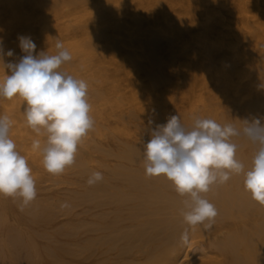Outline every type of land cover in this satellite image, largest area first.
<instances>
[{"label": "bare ground", "instance_id": "bare-ground-1", "mask_svg": "<svg viewBox=\"0 0 264 264\" xmlns=\"http://www.w3.org/2000/svg\"><path fill=\"white\" fill-rule=\"evenodd\" d=\"M80 1H85V0H80ZM104 1L105 0H103V2ZM184 1L185 0H177L176 4H179L180 7L185 9L184 11L186 12V14L191 13V19L193 22H192V24L190 23L191 21L189 22L190 26L197 24V22H198V24L201 23L202 22L201 16L208 14L212 9L219 8L220 11H223L222 14H219V16L220 15L221 16L219 17L218 20H216L214 22H210V23L206 22V24L202 27L203 28V34L201 33L202 40L197 41L195 39L198 43H200L199 48L201 49V52L196 51L195 49H197V48H194L192 53L191 52L187 53V54H189L188 59L190 61L189 67L191 68V71H190V73L181 75V81L185 85V87L187 88L188 93L189 94H190V92L195 93V89L197 88V86H200L202 88H209V79L212 75V72L213 71L217 72L216 69L219 67V69L222 68L220 70H222V72H223L222 76L218 78V82H219L218 89H219V92L221 93V95L226 96L231 91H233L237 98H243L245 96L246 97L251 96V89L256 87L257 90H259L262 93V96H264V67H257L256 66L257 62L264 64V0H239V2L236 3L237 5H234L237 0H204V1H202V3L200 5H197V6L195 5L196 7H193L194 5L191 4L190 1L187 0L188 3H187V1L186 2H184ZM69 2H70V0H69ZM103 2H101L102 3L101 5H103ZM122 2L125 3L126 0H123ZM57 3L59 4V2H57ZM77 3H79V2H77ZM91 3H94V2H91ZM110 3H111V0H110ZM119 3H121L120 0H119ZM143 3H145V2H143ZM157 3L159 4V2H157ZM172 3H173V1H170V2L166 1V3H163L161 5L159 11H158L159 14L157 16L162 17L163 21L166 23L167 27L170 29L167 31H172V32H175L176 34L178 32L177 35L181 36V38H183V36L184 37L185 36L190 37L191 36L190 27L185 25L186 23L183 24L181 22L180 18L178 17L179 15H177L178 11H177V13L175 12L176 10L174 11V6L176 4H172ZM56 4L53 6L54 12H56L55 11ZM158 4H157V6H158ZM170 4H172V7L170 6ZM44 5H46V7H47L46 3H44ZM50 5L49 6L51 8L52 3ZM109 5L110 4H108V6ZM38 6H40V4ZM111 6H114V5H111ZM120 6H122V5H120ZM58 7H60V6H58ZM88 7H90V5ZM115 7H117L116 2H115ZM128 7H129V5H128ZM142 7H143V5H142ZM50 8H49V10H50ZM65 8L68 9L67 7H65ZM123 8H124V6H123ZM123 8H122V10H123ZM182 8H180V9H182ZM41 9H42V7H41ZM90 9H92V11H94L93 7H91ZM90 9H88V10H90ZM88 10H85V11H87V13L90 12V15H91V11H88ZM123 11H122V13H119L118 9H115V8L114 9L110 8V10L108 12L107 11H99V10L96 11V14L94 15V17H95L94 21H95V24L97 26V31L93 32V34H90V31H88L89 27L85 24L73 25L75 22L77 23L78 19L80 20L81 14L78 13L79 16L77 15V18L78 17H80V18H78V19L76 18L77 19L76 20L75 15L73 13H71V11H70L71 14H68L65 12L68 16L69 15L72 16L74 18V20H76V21L73 20L72 22H74V23L72 25L67 24V23L64 24V21H62V23L64 25L61 26V31L63 33L65 32L64 35H67L68 39L72 37L75 40L73 39V42H68V43H66L67 41L63 42L64 48L69 51V53L72 56V59L68 62H65L61 66L60 70L69 74V75H72L75 78L83 80L82 75L84 73L81 72V71H83V69L81 67H82V65H84V61H86V60H84V58L89 59L90 60L89 63L92 61V64H90V65H92L93 67L96 66V65H93L94 64L93 60L95 62V60L97 58H99L100 62H103L104 61L103 59L105 58V55L107 54V53L104 54V52L101 48V47H104V44H103L104 41H101V44H103V46L100 47L94 41L95 40L94 37L98 38L99 40H100V38L101 39H106V38L110 39L111 36H109V30L114 31L116 29L123 28L125 31L127 24L126 25L124 24L125 19L123 20L122 14L123 15L125 14L128 17H130V15H127V10H126V13H124ZM184 11H182L181 13H183ZM225 11L233 14V16H235V18L239 22V24L237 26L238 31H236L234 33L232 32V33L226 34L227 31H225L224 26H225L226 22H228V21H227V16H226ZM46 12L47 13H43V14L47 17L46 23H49L48 11H46ZM59 12H61V10ZM59 12H56V13H58L57 16H59V14L61 15V13H63V12H61V13H59ZM13 13H15V12L13 11ZM39 13H35V14L38 15ZM51 13H52V11H51ZM87 13L85 15L88 16L89 13L88 14ZM94 13H95V11H94ZM49 14H50V12H49ZM52 14H54V13H52ZM135 14H137V13L135 12ZM135 14H134V16H136ZM54 15H56V14H54ZM62 15H64V13ZM67 15H65V16H67ZM139 15H141V14H139ZM183 15H185V14H183ZM21 16H22V14H21ZM31 16L29 19H31ZM41 16H39V17H41ZM45 16H43L42 21H44ZM65 16H63V17L65 18ZM39 17H37L38 19L36 17L35 18L37 20H39L40 19ZM50 17H52V16H50ZM159 17H158V20H159ZM57 18L60 19V17H57ZM90 18H92V17H90ZM27 19L28 18L26 17V19L25 20L23 19V21L27 22L28 21ZM133 19L134 18H132L131 21H133ZM183 19H185V17ZM54 20L52 19V22L50 20L49 26L52 25ZM56 20L59 21L58 19H56ZM62 20H64V19H62ZM82 20H84V19L82 18ZM92 20H93V18H92ZM207 20H209V19H206V21ZM5 21H6V19H5ZM42 21L40 19V22H39L40 26L43 25L41 27H45L44 26L45 22L43 24ZM126 21L129 23V20H126ZM136 21H137V25H138L139 22H138V20H136ZM91 23H90V25H91ZM33 24H34V22H33ZM149 24L150 23H148V25ZM236 24H237V22H236ZM161 25L159 26V24H158L159 28L162 27ZM135 26H136V24L133 27V23H132V27L134 30L135 29L140 30ZM150 26H151V24H150ZM47 28H48V25H47ZM163 28L164 29L161 28L162 31H160V33L152 36L150 39L148 38L147 39L148 41L145 39L146 43H144L147 50H148V52H147L148 58L151 60V62L153 64L152 71L148 72L147 75L150 77L151 83H152L151 85L153 86V89L155 91L156 109L146 111L141 106H140L141 108L134 107L135 105L133 107L132 106L129 107L127 110L125 108L124 109L122 108L121 114L119 115L120 116L119 118L123 122L128 121L129 123H133V122L137 121L140 117L139 111H141V112H143V114L145 115L146 118L154 121V124H153L154 126H152L154 128L156 124L166 123V118L171 116V110L167 107V103L170 101H173V98L172 97L168 98L167 96H170V95L164 94V95H166L167 99L165 97L166 100L162 101V96H163L162 93H165L164 90H166V89H164V88L168 87L169 85L172 86V84H171L172 81L170 78L165 77L164 75L161 74L160 64L163 61L161 60V62H160V58H159L160 55L158 56V54H157V51L160 50V47L163 46L161 40L163 38H166L167 33H170V32L166 33V31H164L165 29H167L166 27L163 26ZM43 29L46 30V27ZM48 29H50V28H48ZM1 30H2V28H1ZM40 30H41V28H40ZM47 30H46V32H47ZM57 30H59V28ZM35 31H36V29H35ZM79 31H84V32L87 31L88 35L89 34L92 35V37L89 35V37H91L90 40L92 38L94 40L88 41V40H86V39H88L87 37L85 39L86 35L81 34L82 38L84 37L83 39H85V41L81 42V43L79 41V43H77L79 40L78 39L77 42H75L76 41L75 36L79 34L78 33ZM113 31H112V33H113ZM132 31H131V33H132ZM21 32H22V30H21ZM43 32H44V30L42 31V34H43ZM46 32H44V33H46ZM48 32H50V31H48ZM139 32H142V31H139ZM27 33H28V31H27ZM119 33H121V32H119ZM126 33H127V31H126ZM137 33H138V31H137ZM134 34L136 35L135 32H134ZM150 34H152V33H150ZM176 34H175V36H177ZM194 34H195V32H194ZM196 34H198V32H196ZM199 34H200V32H199ZM216 34H220L222 37H227L226 39L225 38L223 39L224 40L223 43H221V42L220 43L222 44V48L224 47V48L228 49V51H233L235 60L233 59L234 62L232 64H227L225 62V61H227V59L225 61H223V59L221 60V51L219 49H217V47H216V49H214V47H213L214 42L211 43L210 39L212 40ZM16 35H18V34H16ZM52 35H55L54 32H53V34H49V36H52ZM129 35L131 36V34H129ZM141 35H142V33H141ZM24 36H27V35L24 34ZM33 36H34L33 38H35L36 34ZM45 36H47V34ZM118 36H120V35L118 34L117 37ZM52 37H54V36H52ZM115 37H113L115 39L114 51L121 53V51L127 50V49H125L126 45L124 44V46H123V44H121L119 41H117L116 40L117 38H115ZM128 37L129 36L127 35V39H128ZM148 37H150V36H148ZM222 37H221V39H222ZM3 38H4V36H3ZM36 38H37V36H36ZM43 38H45V37H43ZM123 38H124V36H123ZM136 38H134V36H133V39L135 41H136ZM218 38H220V37H218ZM50 39H54V38L50 37ZM133 39L131 38V41H133ZM15 40H17V39H15ZM39 40H38V42H39ZM64 40H66V39H64ZM138 40H139V38H137V41ZM183 40H184V38H183ZM48 41L44 40L42 42H45L44 44L46 46ZM55 41L57 42L56 39H55ZM68 41H70V40H68ZM135 41H133L134 44H136ZM213 41H214V39H213ZM215 41H217V39ZM42 42L41 41L39 42L40 45ZM56 42H54L53 44L55 45ZM109 42H107V43H109ZM39 43L37 46H40ZM139 43H140V45H142L141 42H139ZM180 43H181V41H180ZM215 43H218V42H215ZM44 44L42 43V45H41V49L43 51L45 49ZM48 44H50V43H48ZM218 44H216V45H218ZM137 45H139V44L137 43ZM174 45H175V41L173 40L167 46H169L171 49H175ZM184 45H186V44L184 43ZM17 46H19V45H17ZM43 46H44V49L42 48ZM47 47H49V46L47 45ZM138 47H140V46H138ZM164 47H165V45H164ZM18 48H16L15 50H17V51L19 50V52H20L21 49L20 48L18 49ZM49 48H48V50H49ZM110 48H112V47L110 46ZM38 49L40 50V47ZM131 49H132V46H131V48H129V50H131ZM138 49H140V48H138ZM9 50H10V48H9ZM142 50H143L142 51V53H143L145 49L143 48ZM56 51H57V49H56ZM139 51L141 52V50H139ZM6 52H7V49H6ZM127 52H129V51L127 50ZM131 52H129V55ZM48 53H49V51H48ZM111 53H113V51ZM118 53H116V54H118ZM132 53L130 56H132V61L136 62V64H134L132 62L131 66H133V64H134L135 68H138L139 70L143 69V67L148 66V65H144L146 63L143 64L144 66L142 64H140L138 59L135 60ZM139 53H137V54H139ZM165 53H166V51H165ZM224 53H225V51H224ZM50 54H56V52L54 51L53 53H50ZM137 54H136V56H137ZM172 54H174V53H172ZM16 55L14 56V58L16 57ZM106 56L108 57L109 55H106ZM231 56H233V55H231ZM231 56H230V58H232ZM245 56L250 57V58H249V61L246 63L247 64L246 67L244 66V68H246L245 70H247L248 72L254 71L256 73V78H257L256 83L251 82L249 84H245L242 80H240L241 78L244 77L243 75H245L244 74L245 71L243 70V68H241V70H243L244 72L242 71L243 75L240 76V71H239L240 68H238L237 65L240 64V63L238 64V61L244 59ZM95 57H96V59H94ZM111 57H113V56L111 55L110 58ZM144 57H147V56H144ZM173 57H176V56H173ZM10 58H12V57H10ZM121 58H123V56ZM140 58H142V57H140ZM170 58H171V56H170ZM113 59H114V57L112 58V61H110V62H113ZM118 59L119 58H115L116 61ZM143 59H145V58H143ZM164 59H165V57H164ZM166 59H167V57H166ZM82 60H84V61L82 62ZM121 60H124V59H121ZM247 60H248V58H247ZM247 60H245V61H247ZM77 61H79L78 66L75 65ZM108 61H109V59H108ZM165 61H167V60H165ZM119 62H121V61H119ZM129 62H131V61L129 60ZM183 62L185 64L186 61H183ZM2 63L3 62H1V64ZM122 63L124 64L123 61H122ZM165 63H167V62H165ZM169 63H171V62H169ZM104 64H106V63H104ZM110 64H113V63H110ZM181 64L184 65L183 63H181ZM219 64H221V65H219ZM99 65L100 64L98 63V66ZM257 65H259V64H257ZM104 66H100V67L96 68L97 69L96 71L98 73L95 76L96 77L95 80L97 81V82L95 81L96 83H98V81L100 83H104V82L106 83L107 76H108L106 73H108V72L104 69ZM88 67H89V65H87V69H90ZM93 67H92V69H93ZM105 67H107V65ZM108 67H110L109 64H108ZM127 67H128V65H127ZM149 67H151V65H149ZM149 67H146V68L149 69ZM2 68H4V67H2ZM80 68L82 70L78 71V70H80ZM112 68H113V65H112ZM185 68H187V67L185 66ZM114 69H115V66H114ZM123 69L124 68H122V70ZM163 69H165V68L163 67L162 70ZM2 70L0 72V80H2L4 78L3 72H5V70H3V72H2ZM127 70H130V69L128 68ZM90 71H91V69H90ZM94 71H95V69H94ZM112 71L114 72V70H112ZM112 71H110V72L112 73ZM117 71L119 72L120 70L116 69L115 72H117ZM132 71H133V67L131 69V72ZM165 71H167V70H165ZM177 71H179V70H177ZM78 72H80L81 74L83 73V74L81 75ZM88 72H89V70H88ZM136 72H137V69H136ZM141 72L139 73V75L143 73V72L142 73ZM89 73H88V76L91 75ZM94 73H96V72H94ZM182 73H183V71H182ZM218 73H220L219 70H218ZM132 74L134 76L133 72H132ZM173 74H174V72H173ZM83 76H85V75H83ZM138 76H137V78L134 77L137 79V80L136 79L134 80L135 83H136V81L139 82V80H140ZM111 77H112V75H111ZM142 77H144V76H142ZM113 79H114V77H113ZM116 80L118 82L119 79H116ZM124 83H126V81H124ZM130 84H132V83H128L127 86L128 85L130 86ZM136 84H138V83H136ZM136 84H134V85L136 86ZM100 85L101 84H99V86ZM143 85H144V83H143ZM109 86H111V88ZM129 86H128V89H129ZM146 86H147V84H146ZM121 87H124V86H121L120 84H114V85L111 84V85H108V89H106V90L108 91L110 88V90H112L111 92L113 93V95L117 96L119 99V97H122L124 94L123 93L124 90H123V88L121 89ZM101 88H102V86H101ZM102 89H100V88L96 89L95 88L93 90L94 96L99 100H104L106 97V95L104 94V92L106 90H104V89L102 90ZM131 89H132V85H131ZM138 89H136V90H138ZM141 89H143V88H141ZM144 89H147V87ZM141 93H142V91H141ZM131 94H133V92H131ZM149 94H150V92H149ZM200 94H201V92H200ZM136 95L134 96V98L131 96V98L135 99ZM128 96H129V94H128ZM107 97H109V96H107ZM197 97L198 96H196V98ZM200 98L201 97L198 98L201 102L200 106L198 104L199 107L194 106V104H195V101H194V102H192L193 103L192 109L189 112H185V113L181 112V113L177 114L180 118L181 124H183L186 128H191L194 125L195 119H197V118L213 119L217 123L221 124L222 126L225 124H228V123H232L237 128H240V129H242L243 121L245 119L251 120L253 118H261V122L264 123V99H261L260 97L251 98V100L249 102L247 101L248 103L243 106L242 111L234 110L232 112H227V113L221 110V106L219 105L220 102H217L216 101L217 99L215 97H213V98L210 97V99H208V100H206L204 98H201V99ZM115 99H117V98H115ZM152 99H151V101L154 102V100H152ZM15 100H17V99H15ZM119 100H121V99H119ZM129 100L132 101V99H129ZM193 100H194V98H193ZM0 101H2V100H0ZM21 101L23 102V100H21ZM113 101H115V100H113ZM121 101H123V100H121ZM133 101H136V99ZM144 101H146V100H144ZM107 102L110 103L109 101H107ZM9 104H11V101ZM19 104H21V103L19 102ZM94 104L98 105L99 103L94 102ZM104 104L106 105V102ZM24 105L25 104H23V106ZM138 105H142V104L140 103ZM3 106H4V104H3ZM9 106L10 105H7V107L6 106H4V107L9 109ZM91 106H93L92 108H94L93 104H91ZM112 106H113V104H112ZM114 106H116V105H114ZM13 107H14V105H13ZM19 107H20V105H19ZM99 107H100V104H99ZM109 108H112V107H109ZM120 108H121V106H120ZM19 110L22 111L21 109H19ZM5 111H6V109H5ZM18 111L14 112V114L17 113ZM103 111L104 110H103V105H102V108L98 112H95L94 114H92V115H94V118L97 119L95 121V119L92 117L95 121V124L98 121V119L102 121V119L105 118ZM0 114H1V112H0ZM4 114H6V113H4ZM14 114H12V115H14ZM19 116H21L20 121H22V123H23V120H25L24 111H22L21 115H19ZM13 117H15V116H13ZM8 118H9V116H8ZM22 118H23V120H22ZM12 122H13V120H12ZM98 122H100V121H98ZM123 122H122V125H123ZM95 124H94V126H95ZM113 124H115V123H113ZM25 125H27V124H25ZM16 126H18V125H16ZM103 126H104V124H103ZM147 126H146V128H147ZM104 127L107 128V126H104ZM16 128H18V127H16ZM119 129H121V127ZM11 130H12V128H11ZM29 130L32 134L33 130L32 131H31V129H29ZM96 130H97V128H96ZM151 130H149V131H151ZM125 131L127 132V130H124V132ZM10 132H12V131H10ZM23 132H25V131H23ZM16 133H17V131H16ZM20 133L18 132V135H20ZM25 133L27 134V132H25ZM117 133H119V132H117ZM31 134H29V135L27 134V136L22 137V139L20 141V147H22L24 149L28 148L25 141H27L30 136L34 135V133L32 135ZM133 134H132V136H133ZM98 135H100V134L98 133ZM101 135H102V133H101ZM9 136H11V133ZM32 137H30V138H32ZM36 137L41 140V149L38 150L36 157L35 156L34 157L36 158L35 160L37 162L39 161L40 163H42V159H43L42 148L45 144V141H44V138L41 137V135L39 137L38 136H36ZM146 138H147V140L143 144L122 143L121 142V144L118 145L119 151H117V152L114 151L115 153H112V152L109 153L110 151L108 152V149H105V147L103 145L97 143L96 141L89 143V145L87 147L89 152L97 151V152L107 153L110 156H113L115 158L116 162L114 163V165L106 163L104 166H101V167H103V169L98 170L94 167H88L89 162L87 161L88 162L87 163L85 161V159L82 158L83 153H80L79 155L76 156L74 164L69 166V168H71V169L79 168V169H77V172L84 176V182H83L84 184H83L82 191L81 192L76 191L78 194L80 193V195L76 198V201L78 200V202L80 203V206H84V212H83L84 218L80 221V223L78 225H74V223H73V225H71L69 228L66 229L65 233H60V231L57 230V232H59V233L55 237L53 236L54 238L49 237V241L51 244L46 246L44 249L40 248V247H32L30 250H27L28 252H26V253H23V250H22V253L19 252L20 254L16 251L18 249H15V251H16L15 254H17V253L19 254V255H16V257H15V255L12 252V255H14V257H15V264H264V206L258 204L256 201H254L251 197V194L245 190L243 174L232 173L230 176V179L226 183L214 184L210 187V190L207 193L202 194L206 199L209 200V202H211L215 206V208L217 210V216L215 217V222H214L213 226L211 227V229L205 230L203 228V225H198L195 228H191L184 222V219H183V211L185 210L183 202L185 199H187V197L179 195L176 192L175 187L172 184V182L169 181L166 177H164V176L149 177L145 174L143 149H144V145L151 138L150 134H147ZM92 139H94V138L92 137ZM102 142H103V139H102ZM233 142L237 144L236 158L238 160H240L245 165V168L249 167L251 164L252 158L258 149V145L252 143L246 137H243V136L234 137ZM28 146L30 147L29 144H28ZM84 149H85V147H84ZM26 154L29 155L28 153H26ZM30 156L32 157V155H30ZM79 159H81V160H79ZM95 161H94V164L97 162V161L96 162ZM104 163L105 162H103V164ZM93 172H101L103 175V180L90 186L87 184V180ZM71 174H73V173H71ZM33 175H35V174H33ZM47 181H50L48 183H51V180H47ZM67 182H69V181H66V183ZM70 183L71 182H69V185H71L73 182L71 184ZM73 185H74V183H73ZM50 186H51V184L49 185V187ZM52 187H50V188H52ZM50 188H49V190H50ZM64 190H66V189H64ZM67 190H69V189H67ZM73 191H71V192H73ZM67 192H69V191H67ZM77 193H76V195H77ZM66 196H68V195L66 194ZM72 197L73 196H71V199H72ZM14 200L17 202L16 203L17 205L21 204V201L19 198H14ZM50 200L51 199H49V201ZM52 200H54V199H52ZM59 200H61V199H59ZM46 201L48 202V200H46ZM51 203H45L44 200H43V202L42 201L41 202H39V201L33 202L32 201L26 207L23 208V212L24 213L26 212L28 214H32V216H33L32 220H31L32 223H34V224H41V223L47 224L51 221L53 216L55 217V215H53V209L54 208H52ZM70 203L72 204V202H70ZM64 204H65V202H64ZM70 206H71V208H72V206H73V208L75 207L74 208L75 210L77 209L76 208L77 205L75 206L72 204ZM70 206L68 207V209L70 208ZM78 207H79V205H78ZM80 208H82V207H80ZM61 209H63V208H61ZM69 210L72 211V209H69ZM77 213L79 214V212H77ZM80 213L83 214L82 212H80ZM78 214H77V216H78ZM0 216H2L1 213H0ZM61 217H63V216H61ZM4 219H5V216H4ZM7 219H9V218H7ZM0 221H1V218H0ZM1 222H3V219ZM62 225L66 226V224H63V223H62ZM59 227H60V225H59ZM62 227L63 226H61L60 228H62ZM60 228H59V230H60ZM186 228L188 229V232H189V239H188L187 243H184L181 239V236H182V234ZM12 233H14V232H12ZM42 233L44 234L47 232H42ZM42 233L40 232L39 235L42 236ZM17 235H19V234L16 233L15 236L17 237ZM39 235H38V237H40ZM59 235L63 236L65 238L61 242L58 241V239H57V238H59ZM24 237L25 236H23V239H24ZM198 237L199 238L201 237V239H203V241L200 242V239H199L198 241L200 242V244L197 247H195L194 241L192 242L190 240L195 239V238L197 239ZM8 238H11V237H9V235H8ZM11 240H12V238H11ZM14 240H17V239H15V237H14ZM55 240H57L58 243ZM22 242H24V241H22ZM2 243H3V241H1L0 246L2 245ZM52 243H53V245H52ZM21 247H22V249L24 248V246L22 244H21ZM2 248H3V245H2ZM15 248H16V246H15ZM5 250H3V251H5ZM196 250H200L203 257L196 260V261L191 262V259H190V257L192 256L191 254ZM18 251H21V250H18ZM194 253H196V255H197V251ZM211 253H213V254L216 253L219 257V259L217 257L215 258L218 260L214 263L213 262L211 263L206 259V258H208V255ZM2 254H4L3 257L7 256V255L5 256V253H2ZM213 256H212V258H213ZM199 257H200V255H199ZM3 260H4V258H3ZM5 260H8V259H5ZM7 263H9V262H7Z\"/></svg>", "mask_w": 264, "mask_h": 264}, {"label": "rangeland", "instance_id": "rangeland-1", "mask_svg": "<svg viewBox=\"0 0 264 264\" xmlns=\"http://www.w3.org/2000/svg\"><path fill=\"white\" fill-rule=\"evenodd\" d=\"M6 1V2H5ZM59 2V4L57 3V2ZM0 0V41H2V46H3V49H4V52L6 53V49H7V51L9 50V48H10V50H14L13 52H14V54L16 55V57L14 58V56L15 55H13V56H11L12 58H10V57H8V56H4L3 57V59L2 60H0V72H1V70L3 69V70H5V72H3V70H2V72L4 73V75H3V77H5V75L6 74H10V73H8V70L7 69H4V68H2V67H4L3 65V63H9V62H18L19 61V59L23 56V55H25V53H23L22 51H20L19 52V50L17 51V50H15L16 48H18L19 46H17V45H19V41H18V37L19 36H24V34L25 35H27L28 37H31V39H32V41L36 44V46L38 45V43L41 41H44V40H49L50 39V37L51 38H54V39H50L49 41H48V43H50V44H48L47 43V45L50 47H47V45L45 46V42H42L43 44H44V46H45V49H44V46L42 47L43 49H44V52H47V54H50V53H53L54 51L55 52H57L56 51V48L54 47L55 45L53 44L54 42H56L55 41V39L57 40V41H59L60 40V42H66V43H68V42H73V39L74 38H69L68 39V36L67 35H64V33L61 31V26L62 25H64V24H73L74 22H72L73 20H74V18L72 17V16H68L66 13H68V14H71V13H73L74 15H75V19L77 18V15L79 16V14H81V18L80 17H78V18H80V20L78 19H76L77 20V23L75 22L73 25H79V24H85V25H87L88 27H89V29H88V31H90V34H93V32H95V31H97V26H96V24H95V21H94V15L96 14V11H109L110 10V8H112V9H118V11H119V13H122V11L124 12V13H126V10H127V15H130V17H128V16H126L125 14L123 15L122 14V18H123V20L125 21V25H126V29H125V31H124V29L123 28H121V29H116V30H109V36H111V38L110 39H101L100 38V40L98 39V38H95L94 37V39L92 38L91 40H90V38L92 37V35H90L91 37H89V35H88V32L86 31V32H84V31H79L77 34L79 35H76L75 37H76V41L75 42H77V40H78V42L77 43H79V41H80V43L81 42H84L85 41V39H86V37L88 38V39H86V40H88V41H95L96 42V44H98L100 47L101 46H103V44H104V47H101L102 48V50H103V52H104V54H106V55H109L108 57L105 55V58L107 57L108 59H109V61H108V59L106 58H104L103 60L105 61H103V62H100L99 61V58H97L96 59V57L94 58V59H96L95 60V62H94V60H93V65H96L95 67H93L92 65H90V64H92V61L89 63V59H86V58H84V60H86V61H84V60H82V62L84 61V65H82V69H83V71H81L82 69L80 68V70H78V71H81V72H83L82 74L83 75H85V76H83L80 72H78V73H80L81 75H82V78H83V80L87 83V86H88V101H89V103H90V105L91 104H93L94 105V108H92L93 106H91V111H90V115L94 118V115H92V114H94L95 112H98L101 108H102V105H103V112H104V117L105 118H103L102 119V121L101 120H99L98 119V121H100V122H96V124H95V126H94V129H92L91 131H89V133L84 137V138H82V140L80 141L81 143H79V145H78V149H77V152H76V156L77 155H79L80 153H83V156H82V158L83 159H85V161L88 163V167H94V168H96V169H103V167H101V166H104L106 163L107 164H113L114 165V163L116 162V160H115V158L113 157V156H110L109 154H107V153H102V152H97V151H91V152H89L88 151V149H87V147H88V145H89V143H91V142H97V143H99V144H101V145H103L104 147H105V149H108V152L109 153H115V152H117V151H119V144H121V142L122 143H136V144H143L146 140H147V134H150L151 133V131H149V130H151L153 127L152 126H154L153 124H149V119L148 118H146L145 117V115L143 114V112H141V111H139L140 113H139V115H140V117H139V119L137 120V121H135V122H133V123H129L128 121H121L120 120V114H121V109L123 108H125L126 110L129 108V107H133L134 105V107H136V108H141V107H143L146 111H149V110H155L156 109V96H155V91H154V89H153V86L151 85L152 83H151V79H150V77L147 75V73L148 72H150V71H152V69H153V64H152V62H151V60L148 58V55H147V52H148V50H147V48H146V46H145V44L144 43H146L145 41L149 38H151L152 36H154V35H156V34H158V33H160V31H162V29H164L163 28V26L164 27H166L167 29H165L164 31H166V33L167 32H170V33H167V36H166V38H163L162 40H161V42H162V44H163V46L162 47H160V50H158L157 51V54H158V56H159V58H160V62H161V60L163 61V62H161V64H160V67H161V74L162 75H164L165 77H168V78H170L171 79V84H172V86L174 87H172V86H168V87H166V88H164V89H166V90H164L165 91V93H162L163 94V96H162V101H164V100H166L167 99V97L169 98V97H172L173 98V101H170V102H168L167 103V107L171 110V115H177V114H179V113H181V112H189L191 109H192V105H193V103L192 102H194L195 101V104H194V106L195 107H199L200 106V104H201V102H200V100L198 99L199 97H201V98H204V99H206V100H208V99H210V97H215L217 100V102H220L219 103V105L221 106V110L222 111H224V112H232V111H234V110H237V111H242L243 110V106L244 105H246L250 100H251V98H257V97H260L261 99H264V96H262V93L259 91V90H257V88L256 87H254V88H252L251 89V96H245V97H243V98H237L236 97V95L234 94V92L233 91H231L229 94H227L226 96H224V95H221V93L219 92V89H218V87H219V82H218V78L219 77H221L222 76V70H220V69H222V68H220L219 69V67L216 69L217 70V72L216 71H213L212 72V75H211V77H210V79H209V88H202V87H200V86H197V88L195 89V93L194 92H190V94L188 93V90H187V88L185 87V85L182 83V81H181V75H184V74H187V73H190V71H191V68L189 67L190 65H189V63H190V61H189V59H188V55L189 54H187V53H189V52H191L192 53V51H193V49L194 48H197V49H195L196 51H199V52H201V49L199 48L200 47V43H198L197 41H199V40H202V35H201V33L203 34V26L206 24V22H208V23H210V22H214V21H216V20H218L219 19V17L221 16H219V14H222L223 13V11H220V9L219 8H215V9H212L208 14H206V15H203V16H201V23H199L198 24V22H197V24H194V25H192V26H190L189 24L191 23L192 24V19H191V13L189 14H186V12L184 11L185 9H183L182 7H180V5L179 4H176V1L177 0H126V4L124 3V2H122L123 0H120V2L121 3H119V0H111V3H110V0H105L104 2H103V0H85V1H80V0H70V2H69V0ZM66 1V2H65ZM107 1V2H106ZM162 1V2H161ZM166 1H168V2H170V1H173V3L172 4H176L175 6H174V11L177 13V11H178V13H177V15H179L178 17L180 18V20H181V22L183 23V24H185V25H187L188 27H190V29H191V36L190 37H184L183 36V38H184V40H183V38H181V36H179V35H177L178 34V32H177V34L175 33V32H172V31H167V30H170L168 27H167V25H166V23L163 21V19H162V17H159V16H157L158 14H159V9H160V7H161V5L163 4V3H166ZM187 0H185L184 2H186ZM188 1H190V3L191 4H193L194 6L193 7H196L197 5H200L201 3H202V1H204V0H188ZM188 1H187V3H188ZM26 2V3H25ZM77 2H79V3H77ZM84 2V3H83ZM91 2H94V3H91ZM101 2H103V5H101L102 3ZM115 2H116V6L118 7H115ZM143 2H145V3H143ZM153 2V3H152ZM157 2H159V4L157 3ZM237 2H239V0H237L236 2H235V4L234 5H237L236 3ZM28 3V4H27ZM43 3V4H42ZM44 3H46L47 4V7H46V5H44ZM52 3V7L50 8V4ZM56 4V9H55V11L56 12H59L60 10H61V12H63L64 13V15H62L63 13H61V12H59V13H61V15L59 14V16H57L58 15V13H56V12H54V10H53V6ZM73 3V4H72ZM89 6L90 5V7H88L86 4ZM107 3V4H106ZM114 3V4H113ZM132 3V4H131ZM136 3V4H135ZM139 3V4H138ZM142 3V4H141ZM156 3V4H155ZM22 4V5H21ZM40 4V6H38ZM75 4V5H74ZM78 4V5H77ZM99 4V5H98ZM105 4V5H104ZM108 4H110L109 6H108ZM151 4V5H150ZM157 4H158V6H157ZM172 4H170V6L172 7ZM11 7H10V6ZM34 5V6H33ZM50 5V6H49ZM84 5V6H83ZM98 5V6H97ZM111 5H114V6H111ZM120 5H122V6H120ZM128 5H129V7H128ZM139 5V6H138ZM142 5H143V7H142ZM196 5V6H195ZM30 6V7H29ZM33 6V7H32ZM58 6H60V7H58ZM71 6V7H70ZM82 6V7H81ZM104 6V7H103ZM123 6H124V8H123ZM145 6V7H144ZM147 6V7H146ZM29 7V8H28ZM41 7H42V9H41ZM64 7V8H63ZM65 7H67L68 9H66ZM91 7H93V10L95 11V13H94V11H92V9H90ZM128 7V8H127ZM155 7V8H154ZM177 7V8H176ZM179 7V8H178ZM36 8V9H35ZM49 8H50V10H49ZM90 9V10H88V9ZM122 8H123V10H122ZM130 8V9H129ZM143 8V9H142ZM180 8H182V9H180ZM21 9V10H20ZM23 9V10H22ZM73 9V10H72ZM42 10V11H41ZM69 10V11H68ZM85 10H88V11H91V15H90V12H88L87 13V11H85ZM146 10V11H145ZM216 10V11H215ZM13 11L15 12V13H13ZM17 11V12H16ZM21 11V12H20ZM40 13H39V12ZM46 11H48V21H49V23H46L47 22V17L43 14V13H47ZM51 11H52V13H54V14H56V15H54V14H52L51 13ZM70 11H71V13H70ZM78 11V12H77ZM148 11V12H147ZM157 11V12H156ZM182 11H184L183 13H181ZM215 11V12H214ZM9 12V13H8ZM42 12V13H41ZM49 12H50V14H49ZM66 12V13H65ZM135 12L137 13V14H135ZM220 12V13H219ZM35 13H39L38 15L37 14H34ZM79 13V14H78ZM88 14V16L87 15H85V14ZM132 13V14H131ZM136 15V16H134V14ZM141 14V15H139V14ZM211 13V14H210ZM218 13V14H217ZM225 13H226V16H227V21L228 22H226V24H225V26H224V28H225V31H227L226 32V34H229V33H234V32H236V31H238L237 29V26H238V24H239V22L237 21V19L235 18V16H233V14H231L230 12H226L225 11ZM21 14H22V16H21ZM42 16H41V15ZM84 16H83V15ZM183 14H185V15H183ZM32 15V16H31ZM47 15V14H46ZM52 16V17H50V16ZM54 15V16H53ZM65 15H67V16H65ZM185 17V19H183L184 17ZM218 15V16H217ZM2 16V17H1ZM29 16V17H28ZM30 16H31V19H29L30 18ZM34 16V17H33ZM39 16H41V17H39ZM43 16H45L44 18V21H42V18H43ZM63 16H65V18L63 17ZM5 17V18H4ZM26 17L28 18L27 20V22L26 21H23V19L25 20L26 19ZM37 17H39L40 19H41V21L43 22V24H44V22H45V27H46V30L48 29V28H50V29H48L47 30V32L48 31H50V32H46V30L45 29H43V28H45V27H41V26H43V25H41L40 26V19L39 20H37L36 18ZM55 17V18H54ZM57 17H60V19L59 18H57ZM63 17V18H62ZM90 17H92L93 18V20H92V18H90ZM127 17V18H126ZM138 17V18H137ZM142 17V18H141ZM146 17V18H145ZM158 17H159V20H158ZM218 17V18H217ZM33 18V19H32ZM51 18V19H50ZM73 18V19H72ZM82 18L84 19V20H82ZM132 18H134L133 19V21H131L132 20ZM155 18V19H154ZM5 19H6V21H5ZM52 19L54 20L53 21V23H52V25H50L49 26V24H50V20H51V22H52ZM56 19H58L59 21H57ZM62 19H64V20H62ZM89 19V20H88ZM91 19V20H90ZM140 19V20H139ZM147 19V20H146ZM206 19H209V20H207L206 21ZM31 20V21H30ZM71 22H70V21ZM76 20H74V21H76ZM126 20H129V23L126 21ZM136 20H138V22H139V24L137 25V21ZM186 20V21H185ZM237 22V24H236V22ZM30 21V22H29ZM62 21H64V24L62 23ZM79 21V22H78ZM188 21V22H187ZM191 21V22H190ZM19 22V23H18ZM33 22H34V24H33ZM37 22V23H36ZM41 22V23H42ZM92 22V23H91ZM127 22V23H126ZM144 22V23H143ZM146 22V23H145ZM190 22V23H189ZM6 23V24H5ZM9 23V24H8ZM21 23V24H20ZM27 23V24H26ZM90 23H91V25H90ZM132 23H133V27H134V25L136 24V26L135 27H137L138 29H140V30H137V29H133V27H132ZM148 23H150L151 24V26H150V24L148 25ZM165 23V24H164ZM19 26H18V25ZM26 24V25H25ZM58 24V25H57ZM146 24V25H145ZM155 24V25H154ZM158 24H159V26L161 25L162 27H160L159 28V26H158ZM31 25V26H30ZM47 25H48V28H47ZM129 25V26H128ZM153 25V26H152ZM232 25V26H231ZM25 26V27H24ZM142 26V27H141ZM158 26V27H157ZM25 29H24V28ZM54 27V28H53ZM132 27V28H131ZM148 27V28H147ZM155 27V28H154ZM1 28H2V30H1ZM6 28V29H5ZM13 28V29H12ZM40 28H41V30H40ZM52 28V29H51ZM59 28V30H57ZM128 28V29H127ZM162 28V29H161ZM229 28V29H228ZM9 29V30H8ZM35 29H36V31H35ZM131 29V30H130ZM150 29V30H149ZM156 29V30H155ZM202 29V30H201ZM21 30H22V32H21ZM44 30V32H46V33H44L43 32V34H42V31ZM54 30V31H53ZM130 30V31H129ZM133 30V31H132ZM153 30V31H152ZM234 30V31H233ZM16 31V32H15ZM27 31H28V33H27ZM57 31V32H56ZM112 31H113V33H112ZM126 31H127V33H126ZM131 31H132V33H131ZM137 31H138V33H137ZM139 31H142V32H139ZM156 31V32H155ZM5 32V33H4ZM18 32V33H17ZM34 32V33H33ZM53 32H54V34L55 35H52V36H54V37H52V36H49V34H53ZM56 32V33H55ZM84 32V33H83ZM92 32V33H91ZM116 32V33H115ZM119 32H121V33H119ZM125 32V33H124ZM134 32L136 33V35L134 34ZM194 32H195V34H196V32H198V34H199V32H200V34L198 35V34H194ZM18 34V35H16V34ZM23 33V34H22ZM27 33V34H26ZM112 33V34H111ZM120 35V36H118L117 37V35L118 34ZM131 34V36L129 35V34ZM141 33H142V35H141ZM145 33V34H144ZM150 33H152V34H150ZM36 34V36H37V38H36V36H35V38H33L34 36L33 35H35ZM47 34V36H45V35ZM86 35L85 36V39H83L82 38V35ZM116 34V35H115ZM133 34V35H132ZM139 36H138V35ZM170 34V35H169ZM175 34L177 35V36H175ZM62 35V36H61ZM81 35V36H80ZM122 35V36H121ZM127 35L129 36L128 37V39L130 40H128L127 39ZM145 35V36H144ZM150 36V37H148V36ZM3 36H4V38H3ZM116 36V37H115ZM123 36H124V38H123ZM133 36H134V38H139V40L137 41V38H136V41L133 39ZM174 36V37H173ZM194 36V37H193ZM199 36V37H198ZM43 37H45V38H43ZM47 37V38H46ZM65 37V38H64ZM67 37V38H66ZM113 37H115V38H117L116 40L117 41H119L121 44H123V46H124V44L126 45L125 47V49H127L129 52H131L132 53V55H133V57L135 58V60L136 59H138V61H139V63L140 64H144V63H146V64H144V65H148V66H146V67H149V65H151V67H149V69L148 68H146V67H143V69H141V70H139L138 68H135V65L134 64H136V62H134V61H132V56H130L131 55V53H130V55H129V52H127V50H123V51H121V53L119 54L117 51L115 52L114 51V46H115V39L113 38ZM122 37V38H121ZM133 39V41H135L136 42V44H134V42L133 41H131V38ZM172 37V38H171ZM192 37V38H191ZM218 37H220V38H218ZM221 35L220 34H216L215 35V37H213V39H214V41H213V39L211 40L210 39V41H211V43L212 42H214L213 44V47H214V49H216V47H217V49H219L220 51H221V60L223 59V61H225L226 59H227V61H225L227 64H232L233 62H234V60H235V57H234V54H233V51H228V49H226V48H222V44L221 43H223L224 42V38L226 39L227 37H222V39H221ZM109 38V37H108ZM15 39H17V40H15ZM40 39V40H39ZM64 39H66V40H64ZM81 39V40H80ZM141 39V40H140ZM146 39V40H145ZM172 39V40H171ZM197 41H196V40ZM217 39V41H215ZM38 40H39V42H38ZM53 40V41H52ZM68 40H70V41H68ZM75 40V39H74ZM175 41V49H171L169 46H167V45H169V43L171 42V41ZM98 41V42H97ZM101 41H104L103 42V44H101ZM110 41V42H109ZM143 41V42H142ZM148 41V40H147ZM180 41H181V43H180ZM100 42V43H99ZM107 42H109V43H107ZM113 42V43H112ZM124 42V43H123ZM131 42V43H130ZM139 42H141V44L142 45H140V43ZM215 42H218V43H215ZM221 42V43H220ZM42 43H41V45H42ZM137 43L139 44V45H137ZM167 43V44H166ZM184 43L186 44V45H184ZM5 44V45H4ZM65 44V43H64ZM101 44V45H100ZM144 44V45H143ZM197 44V45H196ZM216 44H218V45H216ZM7 45V46H6ZM39 45H40V43H39ZM41 45L40 46H37L38 48L40 47V50L38 49V48H36V54H39V52H41V51H43L42 49H41ZM54 45V46H53ZM108 45V46H107ZM112 47V48H110V46ZM134 45V46H133ZM136 45V46H135ZM164 45H165V47H164ZM196 45V46H195ZM5 46V47H4ZM131 46H132V49L131 50H129V48H131ZM138 46H140V47H138ZM143 46V47H142ZM180 46V47H179ZM47 47V48H46ZM129 47V48H128ZM135 47V48H134ZM167 47V48H166ZM243 47V46H242ZM20 48V47H19ZM18 48V49H19ZM48 48H49V50H48ZM113 51V53H111L112 51L110 50V49ZM138 48H140V49H138ZM144 48L145 50H144V52L142 53V49ZM179 48V49H178ZM187 48V49H186ZM47 49V50H46ZM183 49V50H182ZM46 50V51H45ZM139 50H141V52L139 51ZM48 51H49V53H48ZM111 51V52H110ZM126 51V52H125ZM165 51H166V53H165ZM188 51V52H187ZM224 51H225V53H224ZM135 52V53H134ZM140 52V53H139ZM186 52V53H185ZM34 53V55H36ZM116 53H118V54H116ZM137 53H139V54H137ZM172 53H174V54H172ZM229 53V54H228ZM114 57V59H113V62H110V61H112V58L113 57H111L110 58V56L111 55ZM116 54V55H115ZM123 54V55H122ZM125 54V55H124ZM135 54V55H134ZM136 54H137V56H136ZM143 54V55H142ZM146 54V55H145ZM233 55V56H231V55ZM51 55V54H50ZM123 56V58H121L122 56ZM162 55V56H161ZM165 55V56H164ZM228 55V56H227ZM144 56H147V57H144ZM170 56H171V58H170ZM173 56H176V57H173ZM230 56L232 57V58H230ZM140 57H142V58H140ZM164 57H165V59H164ZM166 57H167V59H166ZM187 57V58H186ZM224 57V58H223ZM115 58H119L117 61L115 60ZM129 58V59H128ZM143 58H147L146 60L145 59H143ZM174 58V59H173ZM244 58V57H243ZM247 58H248V60H247ZM249 58L250 57H247V56H245V58L244 59H242V60H239L238 61V64L239 65H237L238 66V68H240L239 69V71H240V76L241 75H243L242 73L244 72V74L245 75H243L244 77L243 78H241L240 80H242L245 84H249V83H256V73L254 72V71H250V72H248L247 70H245L246 68H244V66L246 67V63L249 61ZM17 59V60H16ZM121 59H124V60H121ZM170 59V60H169ZM185 59V60H184ZM234 59V60H233ZM7 60V61H6ZM12 60V61H11ZM129 60L131 61V62H129ZM165 60H167V61H165ZM172 60V61H171ZM188 61L187 63L185 62V64H184V62L183 61ZM245 60H247V61H245ZM252 60V59H251ZM116 61V62H115ZM119 61H121V62H119ZM122 61L124 62V64L122 63ZM127 63H126V62ZM142 61V62H141ZM180 61V62H179ZM231 61V62H230ZM242 61V62H241ZM1 62H3L2 64H1ZM79 61H77L76 62V66H78L79 65V63H78ZM97 62V63H96ZM113 63V64H110V63ZM134 63L133 64V66H131L132 64L131 63ZM165 62H167V63H165ZM169 62H171V63H169ZM220 62V61H219ZM229 62V63H228ZM78 63V64H77ZM98 63L100 64L99 66H98ZM104 63H106V64H104ZM129 63V64H128ZM180 63V64H179ZM181 63H183L184 65H182ZM221 63V62H220ZM89 65V67L88 68H90L91 69V71H90V69H87V65ZM108 64H109V66L110 67H108ZM257 64H259V65H257ZM107 65V67H105V66ZM112 65H113V68H112ZM121 65V66H120ZM127 65H128V67H127ZM143 65V66H144ZM188 65V66H187ZM219 65H221V64H219ZM241 65V66H240ZM93 67V69H92V67ZM100 66H104V69L108 72V73H106L108 76H107V80H106V83L104 82V83H100L99 81H98V83H96L97 81L95 80L96 79V75L98 74L97 73V69L96 68H98V67H100ZM114 66H115V69H114ZM117 66V67H116ZM124 66V67H123ZM185 66L187 67V68H185ZM256 66L257 67H264V64L262 63H256ZM86 67V68H85ZM132 67H133V73H134V76H133V74H132V72H131V69H132ZM165 68V69H163L162 70V68ZM122 68H124L123 70H122ZM130 69V70H127V69ZM175 68V69H174ZM241 68H243V70H241ZM94 69H95V71H94ZM114 70V72L112 71V70ZM120 70L118 73L117 72H115V70ZM136 69H137V72H136ZM146 69V70H145ZM88 70H89V72H88ZM112 71V73L110 72V71ZM165 70H167V71H165ZM177 70H179V71H177ZM218 70H219V72L220 73H218ZM143 73H142V72ZM182 71H183V73H182ZM243 71V72H242ZM93 74H92V73ZM94 72H96V73H94ZM142 73V74H140L139 75V73ZM173 72H174V74H173ZM177 72V73H176ZM180 72V73H179ZM87 73V74H86ZM88 73L89 74H91L90 76H88ZM117 73V74H116ZM138 73V74H137ZM247 73V74H246ZM115 74V75H114ZM126 74V75H125ZM111 75H112V77H111ZM117 75V76H116ZM129 77H128V76ZM139 75V76H138ZM147 75V76H146ZM255 75V76H254ZM120 76V77H119ZM133 76V77H132ZM137 76L139 77V82H137L136 81V83H138V84H136L135 83V79L137 78ZM142 76H144V77H142ZM250 76V77H249ZM252 76V77H251ZM92 77V78H91ZM113 77H114V79L116 78V79H119L118 80V82H117V80L115 79H113ZM123 77V78H122ZM131 77V78H130ZM134 77H136V78H134ZM149 77V78H148ZM86 79V80H85ZM122 80V81H121ZM133 80V81H132ZM137 80V79H136ZM211 80V81H210ZM215 80V81H214ZM96 81V82H95ZM116 81V82H115ZM124 81H126V83L128 84V83H132V84H130V86H129V89H128V86H127V84L126 83H124ZM213 81V82H212ZM120 82V83H119ZM143 83H144V85L146 86V84H147V89H144V88H146L144 85H143ZM99 84H101L100 86H99ZM104 84V85H103ZM106 84V85H105ZM111 84H120L121 86H124V87H121V89L123 88V96L122 97H119V99H121V100H123V101H121V100H119L118 99V97L117 96H115V95H113V93L111 92L112 90H110V88H111V86H109L110 88H109V90L107 91L106 89H108V85H111ZM134 84H136V86L134 85ZM149 84V85H148ZM214 84V85H213ZM131 85H132V89H131ZM134 85V86H133ZM139 87H138V86ZM141 85V86H140ZM101 86H102V88L104 89V90H106L105 92H104V94L106 95V97H105V99L104 100H99V99H97L95 96H94V94H93V90L96 88H100V89H102L101 88ZM106 86V87H105ZM126 86V87H125ZM136 87V88H135ZM139 88V89H138ZM141 88H143V89H141ZM102 89V90H103ZM136 89H138V90H136ZM169 89V90H168ZM211 89V90H210ZM129 91V92H128ZM141 91H142V93H141ZM163 91V92H164ZM131 92H133V94H131ZM149 92H150V94H149ZM168 92V93H167ZM199 92V93H198ZM200 92H201V94H200ZM213 92V93H212ZM184 93V94H183ZM112 94V95H111ZM126 94V95H125ZM128 94H129V96H128ZM137 94V95H136ZM154 94V95H153ZM164 94H166V95H170V96H167L166 97V95H164ZM136 95V101H133V100H135V99H133L134 98V96ZM191 95V96H190ZM195 95V96H194ZM200 95V96H199ZM216 95V96H215ZM94 96V97H93ZM107 96H109V97H107ZM131 96L133 97V98H131ZM143 96V97H142ZM177 96V97H176ZM196 96H198L197 98H196ZM113 97V98H112ZM150 97V98H149ZM155 97V98H154ZM165 97H166V99H165ZM190 97V98H189ZM115 98H117V99H115ZM146 98V99H145ZM153 98V99H152ZM164 98V99H163ZM193 98H194V100H193ZM200 98V99H201ZM223 100H222V99ZM15 99H17V100H15ZM20 98L18 97H16V98H13V99H11L10 101H11V104H9L10 103V101L8 100V99H3V98H0V100H2V101H0V112H1V114H0V116H9V118H10V120L12 121L13 120V122H12V126L10 127V130H9V132L10 131H12V132H10L11 133V136H10V138L11 139H13L14 140V142L16 143V145H17V150L20 152V154L21 155H23V156H25V158L27 159V162H28V165H29V167L32 169V175L33 174H35V175H33V178H34V180H35V185H36V192H37V195H36V198L33 200V202H37V201H39V202H43V200H44V202L45 203H51V205H52V208H54L53 209V215H55V217L53 216L52 217V219H51V221L49 222V223H47V224H45V223H41V224H34V223H32V214H28V213H24L23 212V210H21V208H20V205L18 204H16L17 202L14 200V198L13 197H6V196H2V195H0V213L2 214V216H0V218H1V221H2V219H3V222H1L0 221V240L1 241H3V243H2V245H3V248H2V245L0 246V264H6L7 262H9V263H7V264H15V257H16V255H19L20 253H22V250H23V253H26V252H28L27 250H30L32 247H40V248H45L46 246H48V245H50L51 243H50V241H49V237H55L59 232H57V230L58 231H60V233H65V231H66V229L67 228H69L71 225H73V223H74V225H78L79 223H80V221L84 218V206H80V203L78 202V200L76 201V198L80 195V193L78 194L77 192H81L82 191V189H83V182H84V176L82 175V174H80V173H78L77 172V169H79V168H75V169H71V168H69V167H67L66 169H65V171H64V173H62V174H60V175H52V174H50V173H48L45 169H44V167H43V164L42 163H40L39 161L37 162L35 159V157H36V155H37V153H38V150H33L31 147H32V141L34 140V139H39V138H37L36 136H38L35 132H33L32 131V129L30 128V127H28V125H25V124H27L26 123V121L25 120H23V118H22V120H23V123H22V121H20L21 120V116H19V115H21V112L22 111H24V106H23V104H25V102L23 101H21L22 99H20ZM94 99V100H93ZM129 99H132V101L131 100H129ZM151 99L152 100H154V102L153 101H151ZM196 99V100H195ZM199 101H198V100ZM4 100V101H3ZM113 100H115V101H113ZM144 100H146V101H144ZM169 100V99H168ZM219 100V101H218ZM107 101H109L110 103H108ZM119 101V102H118ZM248 101V102H247ZM19 102L21 103V104H19ZM94 102L95 103H99L100 104V107H99V104L97 105V104H94ZM106 102V105L104 104ZM145 104H144V103ZM200 102V103H199ZM103 103V104H102ZM142 104V105H138V104ZM197 103V104H196ZM225 103V104H224ZM3 104H4V106H6L7 107V105H10L9 106V109H7L6 107H4L3 106ZM16 104V105H15ZM102 104V105H101ZM110 104V105H109ZM112 104H113V106H112ZM128 104V105H127ZM180 104V105H179ZM198 104H199V106H198ZM13 105H14V107H13ZM19 105H20V107H19ZM109 105V106H108ZM114 105H116V106H114ZM3 106V107H2ZM16 106V107H15ZM18 106V107H17ZM120 106H121V108H120ZM141 106V107H140ZM97 107V108H96ZM109 107H112V108H109ZM181 107V108H180ZM232 107V108H231ZM96 108V109H95ZM105 108V109H104ZM117 108V109H116ZM5 109H6V111H5ZM19 109H21L22 111H20ZM233 109V110H232ZM14 110V111H13ZM19 110V111H18ZM106 110V111H105ZM13 111V112H12ZM16 111H18L17 113H15L14 114V112H16ZM111 111V112H110ZM119 111V112H118ZM4 113H6V114H4ZM10 113V114H9ZM12 114H14V115H12ZM13 116H15V117H13ZM117 117V118H116ZM17 121H16V120ZM95 119V118H94ZM148 119V120H147ZM97 119H95V121H96ZM116 120V121H115ZM16 121V122H15ZM25 121V122H24ZM94 121V122H95ZM105 121V122H104ZM139 121V122H138ZM110 122V123H109ZM118 124H117V123ZM122 122H123V125H122ZM101 123V124H100ZM113 123H115V124H113ZM103 124H104V126H107V128H105L104 126H103ZM16 125H18V126H16ZM148 125V126H147ZM183 125V124H182ZM146 126H147V128H146ZM16 127H18V128H16ZM103 129H102V128ZM118 127V128H117ZM121 127V129H119ZM125 127V128H124ZM150 127V128H149ZM11 128H12V130H11ZM96 128H97V130H96ZM29 129H31V131L34 133V135H32L31 134V132H30V130ZM100 129V130H99ZM114 129V130H113ZM27 130V131H26ZM29 130V131H28ZM123 130V131H122ZM124 130H127V132L125 133L124 132ZM130 130V131H129ZM16 131H17V133H16ZM23 131H25V132H27V134L29 135V134H31L32 136H30V137H32V138H30L29 137V139L27 140V141H25L26 142V144H27V147L28 148H22V147H20V141H21V139H22V137L23 136H27V134L25 133V132H23ZM103 131V132H102ZM18 132L20 133V135H18ZM97 134H96V133ZM102 133V135H101V133ZM113 132V133H112ZM117 132H119V133H117ZM123 132V133H122ZM129 132V133H128ZM10 133H9V135H10ZM24 135H23V134ZM98 133L100 134V135H98ZM133 134V136H132V134ZM20 137H18V136ZM22 135V136H21ZM96 135V136H95ZM40 136V135H39ZM38 136V137H39ZM102 136V137H101ZM117 136V137H116ZM131 136V137H130ZM145 136V137H144ZM18 137V138H17ZM41 137H43L44 138V141L46 142V137L43 135V134H41ZM92 137L94 138V139H92ZM103 139V142H102V139ZM19 139V140H18ZM86 139V140H85ZM144 139V140H143ZM105 140V141H104ZM102 142V143H101ZM86 143V144H85ZM104 143V144H103ZM28 144L30 145V147L28 146ZM80 146V147H79ZM84 147H85V149H84ZM80 148V149H79ZM28 149V150H27ZM33 151H32V150ZM115 151V152H114ZM26 153H28L29 155H27ZM90 153V154H89ZM107 154V155H106ZM30 155H32V157L30 156ZM27 156V157H26ZM35 156V157H34ZM76 156H75V158H76ZM90 157V158H89ZM99 157V158H98ZM99 159V160H98ZM79 160H81V159H79ZM98 162H96V161ZM91 161V162H90ZM94 161L96 162L95 164H94ZM93 162V163H92ZM100 162V163H99ZM103 162H105L104 164H103ZM103 164V165H102ZM86 165V164H85ZM87 166V165H86ZM68 169V170H67ZM37 171V172H36ZM71 173H73V174H71ZM56 176V177H55ZM36 178V179H35ZM47 180H51V183H48V182H50V181H47ZM78 180V181H77ZM60 181V182H59ZM62 181V182H61ZM66 183V181H69V182H73L74 183V185H73V183L71 184V185H69V182H67L66 184L64 183V182ZM55 182V183H54ZM51 184V186L50 187H52V188H50L49 187V185ZM65 184V185H64ZM81 184V185H80ZM55 185V186H54ZM81 186V187H80ZM76 187V188H75ZM79 187V188H78ZM49 188H50V190H49ZM64 189H66V190H64ZM67 189H69V190H67ZM73 191V192H71V191ZM67 191H69V192H67ZM77 191V192H76ZM72 193V194H71ZM76 193H77V195H76ZM66 194L68 195V196H66ZM73 196L72 197V199H71V196ZM49 199H51L50 201H49ZM52 199H54V200H52ZM59 199H61V200H59ZM69 199V200H68ZM74 199V200H73ZM46 200H48V202L46 201ZM5 201V202H4ZM67 201V202H66ZM69 201V202H68ZM64 202L68 205V207L70 206V205H77V209L75 210L74 208H73V206H72V208H71V206H70V208L69 209H72V211L71 210H69L68 209V207H61V205L62 204H64ZM70 202H72V204L70 203ZM69 203V204H68ZM79 203V204H78ZM78 205H79V207H78ZM58 206V207H57ZM80 207H82V208H80ZM5 208V209H4ZM61 208H63V209H60ZM59 209V210H58ZM2 211V212H1ZM66 211V212H65ZM57 212V213H56ZM64 212V213H63ZM77 212H79V214L77 213ZM80 212H82L83 214H81ZM72 213V214H71ZM63 214V215H62ZM66 214V215H65ZM71 214V215H70ZM76 214V215H75ZM77 214H78V216H77ZM60 215V216H59ZM65 215V216H64ZM4 216H5V219H4ZM61 216H63V217H61ZM70 216V217H69ZM7 218H9V219H7ZM11 220V221H10ZM16 220V221H15ZM12 222V223H11ZM71 222V223H70ZM2 223V224H1ZM62 223L63 224H66V226L65 225H62ZM70 223V224H69ZM59 225H60V227L61 226H63L62 228H60L59 227ZM56 228V229H55ZM59 228H60V230H59ZM3 230V231H2ZM5 230V231H4ZM13 230V231H12ZM32 230V231H31ZM62 230V231H61ZM56 231V232H55ZM12 232H16L17 234H19V235H17V237L15 236V234L14 233H12ZM42 233V232H47V233H42V236H40L39 235V233ZM23 233V234H22ZM38 233V234H37ZM50 233V234H49ZM14 234V235H13ZM46 234V235H45ZM53 234V235H52ZM5 235V236H4ZM8 235H9V237H11L12 238V240H11V238H8ZM22 235V236H21ZM38 235L40 236V237H38ZM49 235V236H48ZM51 235V236H50ZM23 236H25L24 237V239H23ZM31 236V237H30ZM14 237H15V239H17V240H14ZM47 237V238H46ZM53 237V238H54ZM7 238V239H6ZM20 238V239H19ZM58 239V241H62V240H64L65 238L63 237V236H60L59 235V238H57ZM200 239V242H202L203 241V239H201V237L199 238H195V239H191L190 241H194V246L195 247H197L199 244H200V242L198 241ZM9 240V241H8ZM19 240V241H18ZM1 241H0V244H1ZM8 241V242H7ZM22 241H24V242H22ZM31 241V242H30ZM56 242H57V240H55ZM58 243V242H57ZM13 244V245H12ZM21 244L24 246V248L22 249V247H21ZM30 244V245H29ZM196 244V245H195ZM52 245H53V243H52ZM11 246V247H10ZM15 246H16V248H15ZM18 246V247H17ZM28 246V247H27ZM10 247V248H9ZM21 247V248H20ZM6 249V250H5ZM11 249V250H10ZM15 249H18V250H21V251H18V250H16L18 253L17 254H15L16 253V251H15ZM3 250H5V251H3ZM3 251V252H2ZM197 251V255H196V253H194V252H196ZM196 251H194L191 255V257H190V259H191V262H193V261H196V260H198V259H200V258H202L203 256H202V253H201V251L200 250H196ZM5 253V256L6 257H3L4 256V254H2V253ZM12 252H13V254L15 255V257H14V255H12ZM2 254V255H1ZM200 255V257H199V255ZM214 255V256H213ZM2 256V257H1ZM211 256V257H210ZM212 256H213V258H212ZM218 258L219 259V257H218V255L216 254V253H211V254H209L208 255V258H206L209 262H216L218 259H215V258ZM3 258H4V260H3ZM5 259H10L9 261L8 260H5ZM189 259V260H190ZM214 261H213V260ZM3 261V262H2ZM7 261V262H6Z\"/></svg>", "mask_w": 264, "mask_h": 264}, {"label": "clouds", "instance_id": "clouds-1", "mask_svg": "<svg viewBox=\"0 0 264 264\" xmlns=\"http://www.w3.org/2000/svg\"><path fill=\"white\" fill-rule=\"evenodd\" d=\"M19 47L25 55L18 62L3 63L8 70L0 80V98L19 97L25 102V121L46 142L42 148L43 167L52 175H60L75 162L78 145L94 128L90 115L88 86L82 80L63 71L61 66L72 59L71 54L57 41L56 54L36 52V44L28 36H19ZM14 55L4 52L0 41V60ZM149 124H154L149 120ZM12 121L0 116V195L19 198L23 210L37 195L32 169L25 156L9 136ZM246 137L258 145L251 164L245 165L236 158L234 137ZM144 145L145 174L164 176L176 192L186 196L183 219L191 228L203 225L211 229L217 216L215 206L202 194L214 184H224L232 173L243 174L245 190L258 204L264 206V123L261 118L245 119L242 129L234 124L221 125L213 119H195L191 128L181 124L178 115L156 124ZM32 149H41V140L32 141ZM103 180L101 172H93L88 185ZM61 207H68L62 204ZM188 242L186 228L181 236Z\"/></svg>", "mask_w": 264, "mask_h": 264}]
</instances>
